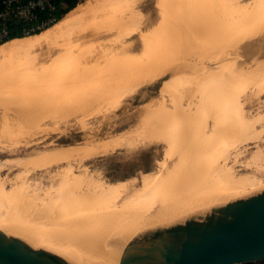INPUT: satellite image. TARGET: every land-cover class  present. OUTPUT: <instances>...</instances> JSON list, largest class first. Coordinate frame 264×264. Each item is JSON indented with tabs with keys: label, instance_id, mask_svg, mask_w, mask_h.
Listing matches in <instances>:
<instances>
[{
	"label": "rangeland",
	"instance_id": "rangeland-1",
	"mask_svg": "<svg viewBox=\"0 0 264 264\" xmlns=\"http://www.w3.org/2000/svg\"><path fill=\"white\" fill-rule=\"evenodd\" d=\"M121 1L124 3L103 7L104 13L102 16L99 14V19L98 14H94V23L83 20L81 28L88 34H94V43L99 41L98 44L121 36L117 42L115 40L117 45L112 40L113 43L105 46L116 49L119 45H129V50L124 51L125 54L130 53L127 66L137 65L136 69L135 66L133 69L125 66L127 58L122 53L126 59V64H121L122 69H115L117 71L113 73L111 69L104 81L101 79V83L89 87L90 80H94L92 67L85 73L87 85L76 86V92H68L65 86L62 91L51 88L50 102L12 100L0 94V195L2 192L10 195L0 196V227L30 245L35 242L33 246L37 248L51 245L52 249L54 245L59 249L54 250L65 257H72L80 250L77 242L94 243V238L100 233L103 236L100 234L96 239L111 237L102 230H98L100 233L97 231L96 235L95 228L90 232L88 223L68 217L63 205L55 201V191L63 194L65 187L61 182L66 176L112 186L130 182L133 178L138 180L142 174L156 171L159 164L165 163L163 165L167 169L171 159L169 155L165 157L166 146L171 145L177 132L184 133L186 140L187 137H197V143H201L207 134L214 132L213 128L217 129V124H222L214 138L218 142L227 141L224 131H228L234 144L240 145L241 155L234 165L231 159L227 164L232 166V177H243L244 181L238 185L242 192L226 204L264 190V6L257 5L255 0H160L164 1L158 4V7L164 4L160 9L157 7L160 1L157 0ZM128 25L134 34L127 35ZM112 26L113 36L107 37L106 33ZM119 32L122 34H117ZM141 32H144L143 36L149 34L153 37L144 42L147 45L153 41L152 45L148 44L154 46L152 51H149V46L141 45L144 40L139 37ZM158 40L165 47L158 45ZM79 41L77 43H81ZM84 43L70 48L87 50L93 46L90 40ZM143 46L149 53L143 50L146 49ZM8 49L0 48V59L9 56ZM159 51H163L162 56ZM138 53L144 56L139 58ZM40 59L43 60L42 57ZM124 68L130 77L125 75ZM137 71H140L139 77ZM223 107H227L226 111L222 110ZM195 110L197 114H194ZM60 152L68 154V157L60 155ZM255 153L259 154L263 164L259 170L262 174L260 189L258 184L246 186L248 175L253 173L249 162ZM45 158L50 162H43ZM192 184H199L198 178H194ZM10 210L15 211V216H10ZM144 231H137L140 232L137 235L143 237L151 233ZM43 241L49 242L48 245L42 244ZM6 260L10 259H2ZM16 260L34 262L25 257Z\"/></svg>",
	"mask_w": 264,
	"mask_h": 264
},
{
	"label": "bare ground",
	"instance_id": "bare-ground-1",
	"mask_svg": "<svg viewBox=\"0 0 264 264\" xmlns=\"http://www.w3.org/2000/svg\"><path fill=\"white\" fill-rule=\"evenodd\" d=\"M105 1L110 3V5L113 3L120 2V0H94V4L98 5L101 3H105ZM157 1L159 2L160 0H157ZM164 1H160L159 3H157V7H158V4H160L161 2L164 3ZM254 2L257 5H260L262 7L264 6V0H255ZM195 4H196V2H195ZM163 5L164 4H162V6ZM162 6L160 5V7H158V8L161 9ZM163 8H164V6H163ZM182 11H183V9H182ZM157 13H159V12H157ZM166 13H167V11H166ZM67 16H69V15H67ZM160 16H161V18L163 17L161 14H160ZM178 16H179V14H178ZM70 17L71 16H69L68 19H70ZM182 19H184V18H182ZM160 20H162V19H160ZM158 22H159V20H158ZM262 22H263V20H262ZM159 23H161V22H159ZM136 24H134V25L136 26ZM129 26L130 25H128V27ZM253 26H254V24H253ZM55 27H57V25ZM131 28H132L131 26L129 28H127L128 29V33L126 31L127 35L134 34V32ZM129 29L132 31L130 32ZM155 30H157V29H155ZM155 30L153 32H155ZM191 30H193V29H191ZM153 32L151 34L152 36L155 35V34L153 35ZM141 33H142V36H139V37L144 39V40L141 39V40H143V41H141V45H144L145 44L144 42L147 43L148 42L147 40L149 38L150 39L153 38V37L151 38L149 34H146V36L145 35L143 36L144 32H141ZM237 33H238V31H237ZM156 34H158V33H156ZM124 35H126V34H124ZM160 36H162V34ZM120 37L117 36V38H116V36H115V38L117 39V40L115 39L116 42L119 40L118 38H120ZM154 37L156 38V36H154ZM157 37H158V35H157ZM123 38H124V36H123ZM123 38H121V40H123ZM115 40H114V45H117V44H115ZM160 40H162V39H160ZM160 40H158V42L156 41L157 43H159L158 45H160V46L164 45V47H165V44L164 43L162 44V42H160ZM172 40H173V38H172ZM190 41H192V40H190ZM150 43H151V41H150ZM150 43H148V44H150ZM171 43L172 42H170V44ZM148 44L147 45L145 44V46L150 47V45H148ZM152 44H153V41H152L151 45ZM123 45L117 46L118 48H116L114 50L112 48H106V49H102V50L95 49L94 50V62L93 63L88 65V64H86V62L82 61L84 65L83 66L81 65V67L77 66L78 67L77 69L79 70V72L84 73V74L82 75V79L76 83V86L84 87L85 85H87L88 81L86 80V82H85V79H84L85 73L88 72L92 67H94V72H95L94 77H93L94 80H90L92 82H90L89 87L94 86V83L100 82L101 79L104 81V78L105 77L107 78L108 77L107 75H110L109 72L111 71V69H112L111 73L117 71L119 68L122 69L123 68L122 65H125L126 61H127V64L125 66L128 67L129 66L128 63L130 60V59H128L129 58L128 56L130 53H126L127 54L126 55L124 53V51H127V49L130 47H128L129 45H127V44H126V46L125 45L123 46ZM179 45H180V43H179ZM145 46H143V47L146 48ZM151 47H154V46H151ZM151 47H150L151 50H149V51H152ZM160 48H158V49H160ZM167 48L170 49V47H167ZM180 48H182V47H180ZM117 49H119V50H117ZM8 50H9L8 55H10L11 49L9 48ZM122 50H123V52H118V51H122ZM143 50H146L148 52L147 48L143 49ZM165 50H168V49H165ZM203 50H204V48H203ZM15 51H16V49H15ZM162 52L163 51H161V53ZM122 53H124L125 55ZM140 53H142V52H140ZM140 53H138V54H140ZM143 53H144V51H143ZM161 53L159 51L160 56H162ZM157 54L158 53H155V55L157 57H159ZM164 54H163V56H164ZM167 54H166V57H167ZM123 55L125 56V58H127V60L123 57ZM133 55H134V53H133ZM135 55L137 56V53ZM141 55H142V57L144 56L143 54H140V55H138V57ZM88 56H90V55H88ZM131 56H132V54H131ZM159 58L162 59L161 57H159ZM13 59H15V58H13ZM88 59H90V58H88ZM143 59H140V61ZM151 59H152V56H151ZM153 59H154V57H153ZM134 60H135V58H134ZM3 61H5V60H3ZM152 61L150 60L149 63H152ZM116 62H118V63H116ZM143 63H145V62H143ZM2 64H1V66H4L5 63L3 65ZM143 65H141V66H143ZM145 65H146V63H145ZM145 65L143 66L144 69H146L148 67V65H146L147 67H145ZM160 65H161V63H160ZM133 66H135V65H133ZM133 66L130 65V67H128V68L133 69L132 68ZM136 66H135V69H136ZM138 67L140 68L139 65H138ZM138 67H137V70H138ZM9 69H10V66H9ZM115 69H117V70H115ZM124 70H125V68L123 69V71ZM126 70H129V69H126ZM141 70H142V67H141ZM147 70H149V69H147ZM0 71L3 72L4 69L0 70ZM16 71H17V68H16ZM75 71L76 70H74V72ZM2 72H1V74H2ZM29 72H31V71H29ZM119 72H117V73H119ZM133 72H134V70H133ZM135 72H134V74H135ZM143 72H144V70H143ZM143 72H142V75H143ZM76 73H78V72H76ZM139 73H140V71H139ZM139 73L137 71L138 75L137 74L136 75L138 77L140 76ZM3 74H4V72H3ZM123 74H122V76H123ZM127 74H128V72L125 75L127 76ZM70 75H72V73ZM148 75L149 74H147V76ZM75 76H77V75H75ZM128 76H129V74H128ZM7 77L9 78V76H7ZM148 77H150V76H148ZM121 78L119 77L118 79H121ZM2 79L6 80L5 78H2ZM14 80L15 79H13L12 81H14ZM27 80H29V79H27ZM33 80H34V78H33ZM39 81H40V79H39ZM10 82H11V79H10ZM22 82H24V79ZM26 82L27 81L24 82V84H23L24 86L27 85ZM62 82H63V80H62ZM15 83H18V82H15ZM91 83H92V85H91ZM20 86H21V84H20ZM61 86H63V85H61ZM190 86H192V85L190 84ZM8 87H9L8 90L5 89L7 92L4 93L3 92L4 90H3L2 93H4V94H1L2 96H4L5 98H8V99L22 100V101L23 100H33V101L37 100V101H43L45 103L48 101L50 102L51 101L50 99H52V95L50 94V90H48L49 88L47 89V91H44L45 92L44 96L41 93L38 96L36 94H32V93L27 94V93L22 92V97L19 96V98H17V97H14V94H15V96L16 95L18 96V94L13 93V91H12L14 86L9 84ZM17 88H15V89H17ZM25 90H26V88H25ZM36 90H38V89H36ZM16 91L17 90H15V92ZM41 92H42V90H41ZM7 93H8V96H7ZM33 93H35V92H33ZM19 95H21V93ZM41 95L43 97H41ZM34 103H35V101H34ZM220 105L222 106V103ZM31 106H33V105H31ZM221 106H220V108H221ZM38 107H39V105H38ZM216 108L218 109L219 107H216ZM225 108H227V107H225ZM225 108L222 110H225ZM197 109H199V108H197ZM194 114H197L196 110H195ZM228 114H229V112H228ZM200 118L198 117V119H200ZM205 121H206V119H205ZM216 123H218V121H216ZM214 125H215V123H214ZM217 125L218 126L220 125V127H221L222 124H217ZM218 126H216L217 129H218ZM201 127H202V125H201ZM153 128H154V126H153ZM204 129L207 130L206 127H204ZM217 129L213 128L212 130H214V132L212 134L211 133L207 134L202 139L201 143L198 142L199 144L196 141L197 137L195 139L187 137L189 139V141H188V139L186 140V136L185 137L183 136L184 133L180 134L181 132L180 133L177 132V136L175 137V139H173V142H170L171 145L166 146L168 149L166 152L167 155H165V157L169 155V157H170L169 159H171L170 160L171 161L170 167L168 168V165H167V169H166L163 165L165 163L159 164V167L156 168L157 169L156 171L145 174V175L142 174L138 180L133 178V180L130 182H121V183H118V184L112 185V186H104L102 183L93 182L91 180H87L84 178L80 179V177L79 178H77V177L76 178H70L69 175H67L66 179L63 180L64 182H61L63 187H65L64 188L65 191L63 189H60V190H63L62 195L56 193V191H55V194L57 195V199L55 201L59 205H63L62 207H64L65 212H66L68 217H74V218H76L75 219L76 221L88 223V225L90 227V232H91V230L94 231V228H95L96 229V231L94 232L95 234L98 230H100V231L102 230V232H104V234L106 233V235H111V237L108 236V237H105L103 239H100L101 237H99L98 239H96V237H98L100 234H101V236H103L102 235L103 233H100V231H98V233H100V234L99 235L96 234L97 236L94 238L95 239L94 243L77 242L78 245H76V246L77 247L79 246L80 250L77 253H74L73 258L77 262H79V264H124L125 262H127V255H129L130 252L132 250H134V248L137 247L138 242L141 238L137 235V233H138L137 231H143V232H145L144 230H147V232L164 231V230L167 231L168 229L175 228L181 224H184V222L187 220L201 219L207 214L208 211H210L212 209H217L221 205L222 206L225 205L226 201H229L232 198H235V196H238V194L242 192V189H240V187L238 185L240 182H243L244 180H243L242 176L238 177V178H234L231 176L232 166L228 167L227 162L229 159H231L232 160L231 163H233L232 165H234L236 158L239 155H241L240 149L238 147L240 145H238V143L234 144L235 142L231 140L232 137L230 136V133L228 131H224V135L227 136V141L223 140L224 141L223 142L221 140L220 141L221 143L218 142L217 141L218 139L214 138V135L216 136V134H218L217 133L218 131L216 132ZM222 129L224 130V128H222ZM229 129H231V127ZM215 132H216V134H215ZM238 133H240V132H238ZM193 135H195V134H193ZM181 136H182V138L183 137L184 138L182 139ZM219 137H221V136L219 135ZM186 141H187V143H186ZM228 147H230V148H228ZM169 151H171L170 154H169ZM224 151H227V152H224ZM178 152H180L181 154H179V156L176 157L175 155ZM61 154H62V156H64L66 153L63 155V153L60 152V155ZM67 155L68 154H66V156ZM59 157L60 156H58V159H59ZM251 157H252V159L249 162L250 163L249 167H250V169H252L253 173L251 172V174L248 175L249 179L246 181L248 185H246V186L252 187L255 184H258V187H259V183L261 181V176H262V174L259 172V170L261 169L260 167L263 165L260 160H262V159L259 157L258 153H255ZM50 158H51V155H50ZM45 159H46V161H44L42 159L41 160L43 162L47 163L49 160H47V158H45ZM39 161H40V159H39ZM39 161L37 160V163ZM34 162H35V160H34ZM43 162H41V163H43ZM163 162H164V160H163ZM251 162H253V163H251ZM256 165L258 167H256ZM194 178H198L199 184H192V180ZM250 179L252 181H249ZM240 184H242V183H240ZM80 187H82V189ZM253 188L251 190H253ZM259 189H260V187H259ZM51 190L52 189H50V191ZM78 190H80L81 192H78ZM1 191H3V188L1 189ZM50 191H48V192H50ZM253 191H255V190H253ZM51 194H53V193H51ZM58 195H60L59 198H58ZM0 196L5 197V196H10V195L2 192ZM45 198H47V197H45ZM21 204H23V203H21ZM87 204H89V205H87ZM40 205H42V202ZM42 207H44V206H42ZM48 207L49 206H47L46 208H48ZM8 212H9V214L10 213L12 214V215L10 214V216H13L15 213V211L13 213L11 210ZM87 215H89V216H87ZM19 216H21V215H19ZM23 224H24V222H23ZM15 225L16 224H14V226ZM16 227H18V226L16 225ZM20 227L21 226H19V228ZM93 231H92V233H93ZM141 235H142V233H141ZM112 236H114V237H112ZM135 236H138L139 238L135 237ZM142 236H144V235H142ZM34 243H31V244L34 245ZM45 243H46V241L42 244H45ZM48 243L49 242H47L45 244V246H47ZM73 243H76V242H73ZM71 244H72V242H71ZM33 245H30V244L28 245L31 247L32 251L27 252L21 256L25 257L26 259H28L30 261H34L36 258V254L39 253V248H37L38 246L35 247ZM38 245L40 247V244H38ZM60 245H63V244H60ZM60 245H57V247H59ZM69 245H70V243H69ZM50 246H48V249H51ZM52 246H53V248L51 250L56 252V250H54L56 248V246H55V248H54V245H52ZM67 246H68V244H67ZM63 248H65V247H63ZM56 249H58V248H56ZM61 249H62V247H61ZM61 249H60V251H61ZM17 261L22 262L24 264H31V263H28L25 261L11 260V259L6 260V261H0V264H19V263H17Z\"/></svg>",
	"mask_w": 264,
	"mask_h": 264
},
{
	"label": "water",
	"instance_id": "water-1",
	"mask_svg": "<svg viewBox=\"0 0 264 264\" xmlns=\"http://www.w3.org/2000/svg\"><path fill=\"white\" fill-rule=\"evenodd\" d=\"M10 21V18H8ZM22 238L0 227V261L32 251ZM264 261V190L236 199L201 219L140 238L124 264H246ZM19 264H24L18 262ZM31 264H79L39 248Z\"/></svg>",
	"mask_w": 264,
	"mask_h": 264
},
{
	"label": "crops",
	"instance_id": "crops-1",
	"mask_svg": "<svg viewBox=\"0 0 264 264\" xmlns=\"http://www.w3.org/2000/svg\"><path fill=\"white\" fill-rule=\"evenodd\" d=\"M119 3H124V2L120 0V2L113 3L110 5V3L105 1V3L95 5L94 0L93 1L92 0H80L78 5L74 9L69 11L58 22L55 23L57 27H55L56 25L54 24L53 26L49 27L48 29L42 31L39 34L30 35V36H26L23 38L12 39L0 45V48L9 47L11 49V54L8 57H3L2 59H0V70H3V69L6 70V68L8 70V67L10 66V73H11L10 75H8L7 73L9 71L7 72L6 70L7 73L3 71L4 74L2 71H0V74L2 72V74L0 75V79H1L0 80V87H1L0 94H4L7 92L6 90L9 89L8 87L9 84L14 86L12 91L13 93L18 94V96L17 95L15 96L14 94V97H17V98H19V96L22 97V92L27 93V94L32 93L38 96L41 93L44 96L45 95L44 91H47L48 88H49L48 90L53 88V89H56V91H62L63 86H65V90H68V92H76L77 91L76 83L82 79L81 75L84 74V73L79 72V70L77 69L78 67H81V65L82 66L84 65L82 61L86 62V64L88 65L93 63L94 62V50L112 48L110 46L107 47L105 45L113 43L112 40H114L113 38L112 39L109 38L105 44L104 42H101L102 45L98 44L100 43L99 41L94 43V34H88L84 32L83 28H81V25H82L81 22L83 20H87L91 23H94V14L97 13L98 14L97 18L99 19L100 16H102V13H104L103 7H109V6L111 7ZM67 15L71 16L70 19H68L69 16ZM108 31L110 32H107L106 36L107 37L113 36L114 27L113 26L112 28L109 27ZM117 34H122V33L119 32ZM100 35L102 34L100 33ZM78 40H80L79 42L81 43H77ZM88 40H90V44L93 45L91 49L86 50L84 48H73V47L70 48L71 46L78 45V44L85 45L84 42ZM112 49L114 50V48ZM52 53H54L53 56H52ZM40 57H42L43 60H41ZM2 63L3 64L5 63L4 66H1ZM16 68H17V71H16ZM74 70L76 71L74 72ZM71 73L73 76L70 75ZM7 76H9V80ZM2 78H5L6 80H3ZM10 79H11V82H10ZM13 79L15 80L12 81ZM23 79H24V82L27 81L26 86L23 85L24 84V82H22ZM62 80H65L63 81L64 83L62 82ZM15 82H18V83H15ZM40 89L42 90V92ZM15 90L17 91L15 92ZM2 91L4 93H2ZM20 93L21 95H19ZM42 95L41 97H43Z\"/></svg>",
	"mask_w": 264,
	"mask_h": 264
},
{
	"label": "built area",
	"instance_id": "built-area-1",
	"mask_svg": "<svg viewBox=\"0 0 264 264\" xmlns=\"http://www.w3.org/2000/svg\"><path fill=\"white\" fill-rule=\"evenodd\" d=\"M53 1L0 0V42L9 35L8 18L21 25L20 32L23 36L41 33L53 26L56 23Z\"/></svg>",
	"mask_w": 264,
	"mask_h": 264
},
{
	"label": "trees",
	"instance_id": "trees-1",
	"mask_svg": "<svg viewBox=\"0 0 264 264\" xmlns=\"http://www.w3.org/2000/svg\"><path fill=\"white\" fill-rule=\"evenodd\" d=\"M79 2L80 0H54L53 1V5H54L53 14L56 18V22H58L69 11L74 9L78 5ZM41 15H44V14L42 13ZM7 27L9 30V35L5 40L0 42V45L12 39L26 37L21 34L20 32L21 25L17 23L16 21H9L7 24ZM36 34H39V33H36ZM246 264H264V261L246 263Z\"/></svg>",
	"mask_w": 264,
	"mask_h": 264
}]
</instances>
